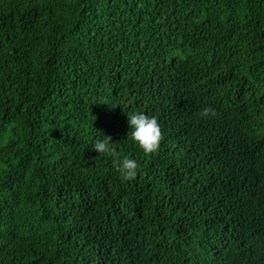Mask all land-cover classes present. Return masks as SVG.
I'll return each mask as SVG.
<instances>
[{"label": "trees", "instance_id": "obj_1", "mask_svg": "<svg viewBox=\"0 0 264 264\" xmlns=\"http://www.w3.org/2000/svg\"><path fill=\"white\" fill-rule=\"evenodd\" d=\"M0 264H264V0H0Z\"/></svg>", "mask_w": 264, "mask_h": 264}, {"label": "clouds", "instance_id": "obj_2", "mask_svg": "<svg viewBox=\"0 0 264 264\" xmlns=\"http://www.w3.org/2000/svg\"><path fill=\"white\" fill-rule=\"evenodd\" d=\"M215 114V110L210 107H204L200 110L199 115L207 118ZM127 123L129 125L130 136L134 143L145 154L155 153L160 145L162 138L161 127L156 116H149L144 112H133L127 114ZM111 138L103 133L102 137H98L90 146L99 154H108L115 157L116 153L112 145L109 143ZM113 165L119 172L122 181L133 179L137 175V162L129 156L113 159Z\"/></svg>", "mask_w": 264, "mask_h": 264}]
</instances>
